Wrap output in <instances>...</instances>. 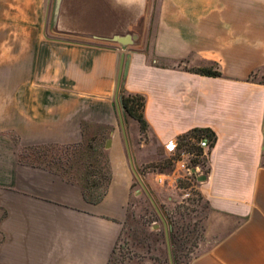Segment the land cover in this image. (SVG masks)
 Returning <instances> with one entry per match:
<instances>
[{"label":"crops","instance_id":"obj_1","mask_svg":"<svg viewBox=\"0 0 264 264\" xmlns=\"http://www.w3.org/2000/svg\"><path fill=\"white\" fill-rule=\"evenodd\" d=\"M149 3L0 0V59L13 61L0 67V264H108L145 161L131 164L116 103L127 55L120 88L145 97L163 148L195 128L216 136L196 185L203 240L187 264H264V84L249 79L264 77V0H157L154 15ZM212 64L220 77L183 70ZM82 124L110 128L98 204L19 162L22 147L81 142Z\"/></svg>","mask_w":264,"mask_h":264},{"label":"rangeland","instance_id":"obj_2","mask_svg":"<svg viewBox=\"0 0 264 264\" xmlns=\"http://www.w3.org/2000/svg\"><path fill=\"white\" fill-rule=\"evenodd\" d=\"M156 3L157 0H150L149 3L153 7V15ZM1 44L4 48V44ZM5 47L7 46L5 45ZM12 62V60L0 59V67L12 66ZM21 64L23 67V61ZM27 67H29L28 61L24 60V68L27 69ZM125 122L129 157L133 165L134 158L145 160L143 163H139L138 168H135L134 165V168L149 191L156 207L143 191L137 178L134 177L126 220L109 264H170L167 237L162 219L166 221L169 232L172 225L176 230L178 236L175 247L177 264H187L188 260L198 253L195 248L203 240L204 220L209 213L208 206L198 195L196 189L191 188V183L180 182L177 188H169L153 182L152 174L170 173L173 158L148 132L138 133L128 127L129 120ZM85 126V137L88 139L93 137L95 144L102 143V153L106 155V142L109 140L110 128L91 124ZM11 139L15 146H18L17 138L12 136ZM185 143L186 141L180 142L181 146L188 150ZM190 151L198 152L195 144ZM47 153V157L41 155L38 157L35 151L29 152L28 155L32 158L35 156L33 159L37 164L39 162L43 164L49 157H57L64 152L60 148L53 147L48 149ZM103 160L104 158H100L101 164ZM197 163L204 165V158L192 161V164ZM60 166L64 165H50L53 169H60ZM80 172L81 170L78 169L73 174L78 175ZM186 194H188L187 197H185ZM168 239L170 243L169 233ZM173 264H175L174 261Z\"/></svg>","mask_w":264,"mask_h":264},{"label":"trees","instance_id":"obj_3","mask_svg":"<svg viewBox=\"0 0 264 264\" xmlns=\"http://www.w3.org/2000/svg\"><path fill=\"white\" fill-rule=\"evenodd\" d=\"M185 71L206 76V77H220L221 73L216 65H209L206 67L198 68H186ZM249 79L252 81H257L260 84H264V77L256 79L255 74H251ZM118 100L120 108L122 110V115L126 120L132 119L137 122L139 130L141 133L148 132V124L144 119V106L145 97L140 94H130L120 88L118 93ZM86 126L82 124V140L79 143L72 145H58V144H41L23 147L19 151V162L22 164L40 167L43 169H48L53 173L59 175L68 182L77 184L82 191L83 197L86 202L90 204H98L102 201L107 193L110 181L111 173L108 164L107 155L103 154L102 143L95 144V139L93 137L87 138L86 136ZM205 136L210 141V146L213 147L216 142V136L213 131L207 128H195L188 133L177 138L179 142L186 141L185 146L188 147L190 151L193 145H190V139L199 138V136ZM53 147L60 148L64 153L58 155L57 157H49L48 160L41 164L34 162V157L28 155L29 152L35 151L36 155L39 157H47L48 149ZM22 150V151H21ZM100 158H104L101 164ZM51 164L64 165L60 166V169H53L50 167ZM167 168V167H164ZM169 168V167H168ZM80 169L81 172L78 175L73 174L76 170ZM170 244L172 250L173 261L177 264L175 257V247L178 240L176 230L173 228L169 232ZM115 251V249H114ZM113 251V253H114ZM112 253V254H113ZM112 257V256H111ZM110 257V258H111ZM110 262V260H109ZM108 262V264H109Z\"/></svg>","mask_w":264,"mask_h":264},{"label":"built area","instance_id":"obj_4","mask_svg":"<svg viewBox=\"0 0 264 264\" xmlns=\"http://www.w3.org/2000/svg\"><path fill=\"white\" fill-rule=\"evenodd\" d=\"M190 145H196L198 152L194 153L185 150L176 139L168 143L164 150L173 158L170 173H154L153 182L162 187L177 188L180 182L191 183V188L196 189L197 179L203 174V165L192 164L193 160L204 158L206 152L210 150V141L205 136L190 139ZM188 194L185 195L187 197Z\"/></svg>","mask_w":264,"mask_h":264},{"label":"water","instance_id":"obj_5","mask_svg":"<svg viewBox=\"0 0 264 264\" xmlns=\"http://www.w3.org/2000/svg\"><path fill=\"white\" fill-rule=\"evenodd\" d=\"M129 62H130V55L122 56V63H121V67H120V71H119V75H118V79H117V87H116V92H115L116 103H117V106H118L119 118H120L121 126H122V129H123V136H124L125 145H126V148H127L128 155H129V150H128L127 135H126L125 127H124V119H123L122 114H121V109H120V107L118 105L119 104L118 103L119 102L118 101V93H119V89H120L121 84L123 83V81L125 80V78L127 76ZM108 148H109V140L106 142V149H108ZM130 161H131V164H132V160L131 159H130ZM133 171H134V175L137 178L138 182L140 183L143 191L151 199L153 205L155 206V203L153 202V199L150 196L149 191L147 190V188L143 184L142 180L140 179L139 175L137 174V172L135 171L134 168H133ZM204 180H205V176H201V177H199L197 179L198 182H203ZM162 222H163V225H164V228H165L166 237H167L166 239H167V246H168V253H169V261H170V264H173L172 255H171V246H170L169 239H168L169 230L167 229L166 221L164 219H162Z\"/></svg>","mask_w":264,"mask_h":264}]
</instances>
